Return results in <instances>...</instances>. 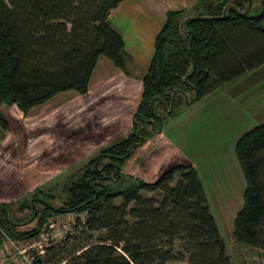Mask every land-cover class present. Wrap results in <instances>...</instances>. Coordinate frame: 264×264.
<instances>
[{
  "label": "trees",
  "instance_id": "1",
  "mask_svg": "<svg viewBox=\"0 0 264 264\" xmlns=\"http://www.w3.org/2000/svg\"><path fill=\"white\" fill-rule=\"evenodd\" d=\"M121 1L0 0V129L9 128L4 106L26 116L58 93L85 95L100 57L126 72L123 39L108 21ZM254 1L197 0L168 11L141 78L133 132L102 147L63 185L62 205L37 189L0 203V248L36 237L53 217L75 214L71 230L52 241L37 264H231L188 157L174 154L152 181L122 166L145 140L147 123L163 119L155 115L158 108L175 114L184 103L264 68V0L258 19L249 17ZM234 151L245 186L232 239L263 249L264 121L243 133ZM13 204L28 209V217L14 218ZM30 219L31 229H17Z\"/></svg>",
  "mask_w": 264,
  "mask_h": 264
},
{
  "label": "rangeland",
  "instance_id": "2",
  "mask_svg": "<svg viewBox=\"0 0 264 264\" xmlns=\"http://www.w3.org/2000/svg\"><path fill=\"white\" fill-rule=\"evenodd\" d=\"M258 5L255 0L251 14ZM113 68L107 58L100 57L92 80L100 71L109 73ZM244 76L221 84L200 100L184 103L175 114L158 108L163 119L156 129L147 127L145 140L122 170L152 181L174 154L185 155L200 175L231 264H264V248L232 239L233 220L243 204L245 186L234 146L243 133L264 121V68L256 76ZM127 86L91 90L89 96L73 90L61 92L33 107L28 116L4 106L9 128L0 129V203L29 198L37 189L56 195L52 203L62 205L63 185L102 147L133 132L141 81L132 79ZM141 195L154 196L151 192ZM11 211L14 218L29 214L28 209L18 211L17 204ZM74 218L75 214H68L51 220L59 228L71 225ZM34 225L35 220L30 219L17 229L29 230Z\"/></svg>",
  "mask_w": 264,
  "mask_h": 264
},
{
  "label": "crops",
  "instance_id": "3",
  "mask_svg": "<svg viewBox=\"0 0 264 264\" xmlns=\"http://www.w3.org/2000/svg\"><path fill=\"white\" fill-rule=\"evenodd\" d=\"M196 2L197 0L121 1L109 12L108 21L123 39L127 53L126 72L113 66L114 68L108 71L109 73L105 70L100 71L92 80L95 65L89 80L88 91L82 96L91 95V90L98 92L129 87L127 82L132 79L137 78L141 81L150 64L154 52V39L165 23L166 13L190 8ZM192 164L194 166L193 162Z\"/></svg>",
  "mask_w": 264,
  "mask_h": 264
},
{
  "label": "built area",
  "instance_id": "4",
  "mask_svg": "<svg viewBox=\"0 0 264 264\" xmlns=\"http://www.w3.org/2000/svg\"><path fill=\"white\" fill-rule=\"evenodd\" d=\"M79 216L83 217L84 214ZM66 225L55 227L54 221L49 219L36 237L22 242L8 240L0 248V264H37L36 257L42 256L52 241L61 238L68 230H71V225Z\"/></svg>",
  "mask_w": 264,
  "mask_h": 264
},
{
  "label": "flooded vegetation",
  "instance_id": "5",
  "mask_svg": "<svg viewBox=\"0 0 264 264\" xmlns=\"http://www.w3.org/2000/svg\"><path fill=\"white\" fill-rule=\"evenodd\" d=\"M152 111H153V110H152ZM169 111H170V110H169ZM153 112H154V111H153ZM155 115H157V116L159 117V115H161V114H160L159 112H158V113L155 112ZM161 116H162V115H161ZM162 117H163V116H162ZM133 120H134V119H133ZM161 120H162V119H161ZM161 120H160V121H161ZM147 124H148V127L151 126L153 129H156V128L158 127V126L155 125L154 122L151 121V120H150V122H148ZM158 124H159V123H158Z\"/></svg>",
  "mask_w": 264,
  "mask_h": 264
},
{
  "label": "water",
  "instance_id": "6",
  "mask_svg": "<svg viewBox=\"0 0 264 264\" xmlns=\"http://www.w3.org/2000/svg\"><path fill=\"white\" fill-rule=\"evenodd\" d=\"M250 18H255V19H258L261 17V13H258V14H251L249 15ZM137 116L136 113L133 114V119ZM140 128L138 129V132H139Z\"/></svg>",
  "mask_w": 264,
  "mask_h": 264
}]
</instances>
